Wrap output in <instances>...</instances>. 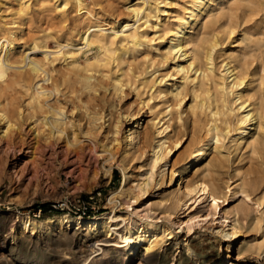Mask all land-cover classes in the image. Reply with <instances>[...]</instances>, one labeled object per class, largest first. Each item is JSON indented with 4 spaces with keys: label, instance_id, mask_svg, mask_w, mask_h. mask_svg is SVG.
<instances>
[{
    "label": "rangeland",
    "instance_id": "obj_1",
    "mask_svg": "<svg viewBox=\"0 0 264 264\" xmlns=\"http://www.w3.org/2000/svg\"><path fill=\"white\" fill-rule=\"evenodd\" d=\"M21 1L0 0V37L5 36L14 39L16 48L13 53L15 58L22 60L24 52H27L26 48L32 44L36 37L41 39L44 49H47L48 53L56 49L65 51L69 48L75 52H80L82 49L75 65L73 64L74 57L69 56V54L63 55V53L49 65L50 76L53 79H58L62 89L57 94L56 99L62 104L68 103V105H63L65 111L68 114L71 113L70 116L74 117L75 120H77V116H75L77 108L82 107L79 115L82 121H80L79 126L83 132L87 129L90 116L94 113L97 114L103 110L107 121L104 127L98 131L97 141L102 144L99 149L100 152L90 151V147L93 146L92 141L88 136L83 135L85 138L83 137L82 140H85L86 147L89 144L86 148L87 157H80L77 153L66 154L65 144L61 148L56 147L58 149L56 152L41 147L30 149L20 143L9 147L6 138L0 136V251L5 249L3 246L11 243L14 228L18 227V215H29L35 221L41 222L47 218L56 220L57 214L61 213L80 216L76 211L82 212L89 209L92 213L87 218L113 212L122 214L126 219L149 220L168 225L174 236L167 239V243L171 242L164 248L167 254L161 258V261L154 264H264V161L257 148L259 144L256 140L257 134L244 140L241 147H237L234 141L235 132L231 130L233 127L227 128L223 121L225 118H232L234 121L235 116L233 117V115L222 114L223 116H219L217 122L219 127H222L220 128V135H222L220 136L219 147L210 150L206 159L202 160L189 173L188 179L194 181L200 177L216 178L222 185L224 189L222 188L223 193L219 206L221 213L236 209L240 211L241 234L236 239L226 240L223 233L218 231L223 224L220 222L218 213L214 214L213 217L210 214L209 217L211 218L207 221L195 219L197 223L194 224L191 231L187 230L185 222L182 223V221L189 218L190 213L196 212V208L193 210L191 208H178L174 217L169 218L163 205L159 206L158 202L163 194L178 188L180 191L183 190L185 183H180L177 177L171 179L170 173L167 174L164 181L160 180L155 183L156 180L160 179L159 175L156 176L157 167L154 169L153 185L149 188V192L139 199H129L126 192L124 194H120L122 192L114 193L115 195L112 193L121 188V182L124 179L123 165L120 163L123 150H121L120 145H116V142L110 141L113 134L108 133L107 125L110 120L116 121L121 117L120 119L125 125L120 133V139H122L127 125H135L136 121L140 120V126L133 128L135 134L140 131L142 133L136 136L137 141L140 140L139 138L143 135L142 131L145 129L155 130L154 121L164 113L165 106L171 102L170 94L159 91H165V84L170 80L176 81L177 85L183 81V74L176 66L177 61L180 62V60L176 61V58L172 56L168 58L165 56V49L170 40L169 28L186 12L189 3L193 0H83L81 6H78L75 0H67L68 3L65 6V0H25L29 7L28 13L25 15L19 11ZM54 4L56 5L54 6ZM79 9H83L82 12ZM139 14L140 16H138ZM126 22L129 26L137 29L141 38L144 35L146 38L148 36V39L143 37L144 43L137 45L130 38H119L112 46L115 48L112 50V60L116 59V61L111 62L110 58L109 64L99 65L98 62H95L100 53L99 46L97 43L87 45L85 39L82 38L83 32L88 25L93 23L100 24L101 28L107 30L111 27L110 31L121 30ZM191 32L194 35L197 65L206 66L203 47L215 34L219 42L215 51L214 63L217 74H220L224 62L232 60L238 65L239 70L246 75L247 88L252 97V102L259 104L264 100V0H210L201 16L192 24ZM67 38L73 41L75 47H65V39ZM46 44L49 46L48 48H46ZM78 47L81 49L77 51ZM122 49L123 52L120 51ZM115 52L118 54L122 52L121 58L124 60L119 59L120 55L117 56ZM36 56L42 57L43 55L38 52ZM86 62L92 64L90 67L93 72L95 70L97 91L89 92L78 89L80 86L76 82L78 76L90 73V71L86 72L82 68ZM182 62L185 63L183 60ZM17 68H8L6 78L0 79V108L24 127H22L21 136H29L30 139L33 138L32 130H30L32 124L30 125V120L27 119L26 114L36 85H34L35 80L32 81L29 78L27 65L23 66L24 70L21 68L17 70ZM189 74H191V78L187 79L183 87L182 105L180 108L174 107L173 109L172 134L174 138L182 137L180 138L183 146L171 156L172 162L183 160L194 141L199 136L207 135L208 125L213 120V116L209 112L211 108H219L223 112L227 111L223 99L231 105L235 98V93L223 91L217 85L213 75L208 77L200 75L196 86H194L192 81L195 76L194 70H190ZM218 75H215L214 78L219 79ZM115 78L123 81L122 89L124 91L115 90ZM39 82L51 86L52 80H46L45 83L42 80ZM67 86L69 88L66 90L65 87ZM205 93H210L211 97ZM47 99L50 104L55 103L53 95ZM72 99L82 105H72ZM79 99L82 101L79 102ZM201 100L204 106L200 105ZM86 101L90 105H86ZM73 107H76L74 113ZM18 108L21 109L23 118L18 116ZM46 109L52 110L50 106H45L43 109L38 107V117H42L47 111ZM88 112H91L90 115ZM155 117L156 119H153ZM73 128L72 125L68 126L69 130ZM226 130L227 132H225ZM106 142H110L107 145L115 146L114 149L116 148L118 151L115 159H111L110 153L102 149L103 143ZM124 143L123 148L125 147ZM151 154L152 148H146V152L141 148L126 166L125 171L128 173L126 187L132 188L135 193L139 190L136 185L146 179L147 174L142 173L149 170L146 163ZM109 168L110 171L107 172L106 170ZM251 178L254 179V184L249 183ZM241 185L249 187L250 197L236 191L239 190L237 186ZM235 187H237L236 190ZM191 202L192 199L188 203ZM43 203H50L46 212L41 208ZM211 204V198H204L200 205L196 204L195 207L198 208V213L202 214V218L207 216L209 210H212ZM125 224L128 222L120 221V225ZM19 233L21 237H24V240L18 249V254H8L7 247L5 249L12 264H75V262H80L78 264H118L113 253L108 254L102 260L90 261L92 258L101 257L96 253L101 251L99 248L102 245L96 243L98 234L86 235V231L82 228H68L65 225L57 224L42 227L40 223H37L33 228L24 230L22 233L20 230ZM29 237L31 240L28 239ZM239 239L256 243L262 242L261 253L245 252L238 255ZM90 243L93 244L90 245ZM188 246H191L195 256L189 254ZM129 264H139L137 257L130 258Z\"/></svg>",
    "mask_w": 264,
    "mask_h": 264
},
{
    "label": "bare ground",
    "instance_id": "obj_2",
    "mask_svg": "<svg viewBox=\"0 0 264 264\" xmlns=\"http://www.w3.org/2000/svg\"><path fill=\"white\" fill-rule=\"evenodd\" d=\"M75 1H76L78 6L82 5L83 0H75ZM26 2L27 1H25V0L21 1L20 7H19V11H21V13L24 15L28 13V8H29L28 4H26ZM208 2H210V0H193L191 3H189L190 5L187 7L186 12L176 21L175 24H173L169 28L170 40H169V45L165 49L166 50L165 56L167 58L172 56V57L176 58V61L180 60V62L177 61L176 66H177L178 70L181 71L183 74V76H182L183 81L179 85H177L176 81L174 82V80H170V78H169L170 81L168 83H166V81H165L166 84L164 83L166 90L165 91H159V92H164V93L167 92V94H170V101L171 102H169L165 106V108H164L165 110L163 109L164 113L162 112L163 114L161 116L157 115V116H159V117L156 116L157 119H156V117L153 118V119H156L154 121L155 130L150 131L148 129L147 130L143 129L144 130V131H142L143 135L141 138H139L140 140L137 141L136 136L142 134L141 131L139 133L135 134V131L133 129L135 127L140 126V120H137L135 125H132V124L127 125V129H125V135H123L124 138L121 137L122 139H120V133L122 132L123 128L125 127L124 123L120 119L121 117H119L116 121L115 120L109 121V123L107 125L108 133L113 134V137L111 138L110 141L116 142V145H120L121 150H123L122 151V157L120 159V163L123 165V171H124V179L121 182V188L116 190L115 192H112V193H113V195H115L114 193L122 192L120 194H124V192H126L129 199H139L141 196H143L147 192H149V188H151V186L153 185V183H154L153 179H155L154 178L155 177V170L154 169L157 167V170H156L157 175L156 176L159 175L160 179L156 180L155 183H157V181H160V180L164 181L167 174H169V173L171 174V179H174L175 177H177V179L180 180V183H183V182L185 183V186H184L185 188L183 190L180 191V188H178V189H174V190H172L166 194H163L161 196V199L158 202L159 206L163 205L165 212H166V214H168L169 218L174 217V214L178 208H181V209L182 208H184V209L185 208L186 209L191 208V210L196 208V210H195L196 212L190 213L189 218L182 221V223L185 222L187 230L191 231L194 227V224L197 223L195 219L199 218L200 220L207 221V219L211 218V217H209L210 214L213 217L214 214L218 213L220 215V222L223 223V224H221L222 228H219L218 231L220 233H223L224 237H226V240H228L231 238L236 239L241 234L242 221H241L239 209H236V210L231 211V212L224 211L223 213H221V208H219V206H220V201L222 198V193H223L222 188L223 187L217 181V179L216 178L206 179V178L200 177V178H196L194 181H192V180L188 179V175H189V173H191L193 171V169L199 163L202 162V160L206 159V157L209 155L210 150H212L213 148H217V146L219 147L220 136L222 135V134L220 135V128H222V127H219L217 121L219 120V116H221L222 114L233 115V117L235 116L234 117L235 122L232 120V118L231 119L225 118L223 121H224L225 125L227 126V128L230 126L233 127V129H231V130H233L235 132L234 141L236 142L237 147H241L244 140H246L249 137L257 134L256 140H258V143H259L258 144L259 146L257 145V148H258V151L260 152L261 158L264 161V100H262L259 104L257 102H254V103L252 102V97L249 94V91L247 88V81L248 80H246L247 79L246 75H244L239 70L238 65L236 63H233L232 60L224 62V64L222 65L223 68L221 69L220 74L219 75L217 74L215 67H214L215 66L214 63H215V51H216L217 46L219 45V42H218L217 36H215V34L210 40L207 41V44L203 47L206 66L203 67L202 64L197 65V62H196L197 56H196L195 51H194V35L191 32L192 24L194 23L195 20H197L201 16V14L205 10V7L208 4ZM67 3H68V1L65 0L64 6ZM11 4H12V2H11ZM146 4H148V3H146ZM55 5L56 4H54V6ZM185 6H187V5L185 4ZM9 7H11V6H9ZM143 8H145V6ZM7 9H9V8L7 7ZM7 9H6V11H8ZM81 10H83V9H79V11H81ZM87 11H88V9H87ZM138 16H140V14ZM144 23H142V24H144ZM122 24H123V22H122ZM142 26H144V25H142ZM108 30L105 28H101L100 24L98 25L96 23H93V24H90L87 26V28L83 32L84 34L81 33L82 38L85 39L87 45H90L93 43L98 44L99 49H100V53L97 55L96 61L95 60L94 61L98 62L99 65L106 64V63L109 64L108 61L110 58H111V62L116 61L115 58H114L115 60H112V54H113L112 50L115 49L112 46L116 43V41L119 38H121V39L130 38L137 45L143 44L144 40L142 38L143 37L146 38V36H144V35L141 38L137 29L133 26H129V24H127V22L125 25H123L121 30H114V31H112V30L108 31ZM203 31H204V29H203ZM205 31H207V30H205ZM216 32H218V31H216ZM164 34H166V33L164 32ZM228 36L230 37V35H228ZM64 38H66V37H64ZM151 38L149 39L150 41H151ZM146 39H148V36ZM65 40H66L65 41L66 42L65 47H69V46L75 47V44L73 43V41L69 40L68 38ZM45 46H46V48L49 47L47 44ZM62 46H64V45H62ZM58 47H59V45H58ZM15 48H16L15 41L12 37H5V36L0 37V79L4 78L6 76L8 68L14 67L16 69V67H18V68L23 69V66H25V65L28 66L29 78H31L32 81L35 80L34 85H36L35 90L31 96L32 97L31 101L28 104V112L26 114L27 119L30 120V125L32 124L30 126V130H32L31 134L33 135V138L29 139V136H27V137H23L25 135L21 136L23 126H21L17 121H14L13 118H11L9 115H7L6 112L0 108V133H1L0 136L1 137L3 136L4 138H6L7 145L10 147L11 145L15 146V145L20 143V144L26 145L30 149H32V147L33 148L36 147L35 149L41 147L44 149L49 148V149H52L53 151L56 152V150H58L56 147L61 148V146L63 144H65L66 145V149H65L66 154L77 153L78 156L81 157V156L87 155L86 148L89 145L88 144L86 147L85 140H82V138L84 137L83 135H85V136H88V138L90 139V141H92V144H93V146L90 147V151L97 153L100 149V146L102 145L97 141L98 131L104 127V124L107 121L105 119L106 115L103 114V110H102V112H98L97 114L94 113L93 115H91L89 123L87 124V129L83 132L81 127L79 126L80 121H82L81 118L79 117L81 110H82V107L77 108L76 112H75L76 107L72 108L73 113L75 112V116H77V120H75L74 117L70 116L71 113L68 114L65 111V107L63 105H68V103L62 104V102H60V101H58V99H56L58 97L57 94L60 93L62 91V89L60 88V84H59L58 79H53L50 76L51 73L49 70V65L55 59L59 58L62 53H63V55L69 54V56L74 57L73 64L75 65L77 57H78L79 53L82 51L81 47H78L76 49L77 51L81 49L80 52H75V50H71L69 48L65 51H62L61 49L55 48L56 50H51L50 53H48L47 49H44L45 47L42 44L41 39L39 37H36L34 39V41L32 42V44L26 48L27 52H24V56H22V58H23L22 60H18L15 58L16 56L13 53ZM116 51H117V49H116ZM120 51L123 52V49ZM38 52H41L43 56L42 57L36 56V53H38ZM115 53H117V52H115ZM121 53H119V54L117 53V56L120 55V57H118L119 59L122 57ZM124 53H125V51H124ZM33 54H34V56H31ZM22 55H23V53H22ZM50 56L53 58H51ZM62 56H61V58H62ZM121 59L124 60V58H121ZM182 60L185 63H183ZM22 62H24V64H22ZM89 62H91V61H89ZM120 62H122V61H120ZM165 62H167V61H165ZM123 63H124V61H123ZM69 64L71 66V63H69ZM91 65L92 64L88 63V62H86V64L83 65L82 68L86 72L90 71V73H87L86 75L83 74V76H78V78L76 79V82L80 84L78 89L88 90L89 92L90 91H97V88H96L97 83L95 81L97 79H95L96 77L94 74L95 70L93 72V70L90 67ZM108 66H110V65H108ZM18 68H17V70H18ZM121 69H122V67H121ZM190 70L191 71L194 70L195 76L192 78L194 86H196L200 75H203L206 77L213 75V79L217 83V85H219V87L223 91L227 90L228 93L229 92L235 93V95H234L235 98L232 102L233 105L232 104L229 105L225 101V99H223V104L227 106V109H228L227 111L223 112L219 108H216V109L211 108V110L209 112H211V114L213 116V120H212L211 124L209 122L210 125H208L209 127L207 128L208 129L207 135L206 136H199L194 141V144L187 151L183 160H180L179 162H172L171 156L175 153L176 150H179L183 146L182 139H181L182 137L180 136L181 138L180 137L174 138V136L172 134V131H173V115H174L173 109H174V107L180 108L182 105V102L184 99L182 96L183 95V87L185 85V82L187 81V79H189V77L191 75V74H189ZM104 71H106V70L104 69ZM131 71H132V69H131ZM52 72H53V70H52ZM177 74H178V72H177ZM248 74H250V73H248ZM215 75H218L219 79L214 78ZM125 77H127V76H125ZM106 78H107V75H106ZM50 79L52 80L51 86L44 85V84H41L39 82L41 80L44 82V81L50 80ZM64 82H66V80H64ZM127 82L129 83V81H127ZM133 83H134V81H133ZM208 85H209V83H208ZM123 86H124V83L121 79H117V78L114 79V88L116 91H119V92H121L122 90L124 91V89H122ZM140 86H142V85H140ZM145 87L147 88V86H145ZM65 88L67 90V88H69V87L67 86ZM72 92H70V93L72 94ZM155 92H157V91H155ZM210 93H212V92H210ZM210 93H208V94L205 93V94H207L208 97H211ZM52 95H53V98L55 100L54 104H50L49 100L47 99L50 96L52 97ZM161 95H162V93H161ZM145 99H147V98H145ZM203 99H204V96H203ZM143 100H144V98H143ZM80 101H82V100L79 99V102ZM201 101H200V105L202 104L204 106L203 101H202V103H201ZM85 103H86V105H90L87 101ZM71 104L72 105H82L80 103H77L73 99L71 100ZM144 105H146V104H144ZM45 106H50L52 108V110L46 109L47 111L44 112L45 114L42 117H38L37 108L39 107L40 109H43ZM195 109H196V107H195ZM18 110H19L18 116H21L23 118V114H22L21 109L18 108ZM178 110H180V109H178ZM202 110H203V108H202ZM88 113L90 115L91 112H88ZM126 116H128V115H126ZM130 118H131V116H130ZM178 120H180V119H178ZM208 120H210V119H208ZM124 122H126V121H124ZM133 122H134V120H133ZM232 122H233V125H232ZM70 125H72V127H74L72 130L68 129V126H70ZM225 132H227V130ZM152 133H153V135H152ZM33 139H35V141H33ZM104 139H103V141H104ZM2 140H4V139H2ZM123 142H125L124 148H123ZM109 143L110 142L103 143L104 147L102 149L104 151L110 153L111 159H115L118 151L116 150V148L114 149L115 146L111 147L110 145H107ZM143 147L152 148V154L150 156H148V158H147L148 162L146 163L149 166V170H146L144 173H142V174H147L146 179H144L142 182H139L137 185L135 184L139 189L135 193L132 191V188L130 189V188L126 187L127 181H128L127 180V178H128L127 174L128 173L125 171V169H126L128 162L132 159V157L135 156V154L137 152L140 151L141 148H142V150H145V152H146V148L143 149ZM12 148H15V147H12ZM35 149H33V150H35ZM219 151L221 152V150H219ZM149 153H150V151H149ZM230 154H231V152H230ZM100 155L98 156V160L100 158ZM224 156H222V157H224ZM144 160H146V159H144ZM106 171L109 172L110 168ZM172 182H173V180H172ZM249 183L254 184L255 183L254 179L253 178L249 179ZM237 187H239V190L237 189ZM237 187H235V190L237 189L236 191H239V192L243 193L245 196L250 197L249 187H247L246 185H241V186H237ZM204 198H207V199L211 198L212 204H211L210 208L212 210L211 211L209 210V212L206 214L207 216L202 218L201 217L202 214L198 213L199 210L195 206L200 205L203 202ZM190 199H192V202L189 204L188 202L190 201ZM127 219L122 214H117V213H113V212L100 214V215L92 217V218H81V217L69 215L67 213H61V214H57V219H56L57 222L53 218H47L41 222H38V221H35L29 215H25V216L18 215V221H17L18 227L16 229L14 228V232L11 235L12 241L9 245L3 246V247L5 249L7 247V250L9 252L8 254H18L17 253L18 249L21 247V244L24 240V237H21V235L19 233L20 230L22 233V232H24V230H27L29 228H33L34 225L37 223H40V225L42 227H48L50 225L57 224V225H65L68 228L69 227L70 228L71 227L82 228V229H84V231H86V235L91 234V233H95V234L99 235V237L96 239L97 240L96 243H99L102 246L99 248L101 251L96 253V255H101V257H99L97 259L92 258V260H90V261L102 260L108 254H111V253L115 254L118 264H129L130 258H134V257H137L139 264H154V263H158L159 261H161L162 260L161 258L167 254V251H164L165 246H168L171 244V242L167 243V239H170L174 236L172 234V230L170 229V227L166 224H158L155 221H149V220L139 221V220H135L134 218H129L128 220ZM121 220L128 222V224H125L123 226L120 225ZM243 221H245V220H243ZM104 232L106 233L105 235H104ZM166 236H167V238H166ZM28 239L31 240L30 237ZM239 241H240V244L237 246L239 249L238 255H242L245 252L257 253V254L261 253V250L263 248L262 242H257V243L256 242H249V241H245L243 239H239ZM92 244L90 243V245H92ZM5 249H3V251H0V264H12V261L10 260L11 258L6 253ZM187 250H188L189 254L193 255V250L191 249V246H188ZM193 256H195V255H193ZM186 258L188 259L187 256H186ZM78 263H80V262H75V264H78Z\"/></svg>",
    "mask_w": 264,
    "mask_h": 264
},
{
    "label": "trees",
    "instance_id": "obj_3",
    "mask_svg": "<svg viewBox=\"0 0 264 264\" xmlns=\"http://www.w3.org/2000/svg\"><path fill=\"white\" fill-rule=\"evenodd\" d=\"M50 207V203H43L41 205V208L43 209L44 212H46ZM52 209V208H51ZM92 212L89 210L87 214L83 216H76V217H81V218H87L88 215H90Z\"/></svg>",
    "mask_w": 264,
    "mask_h": 264
},
{
    "label": "built area",
    "instance_id": "obj_4",
    "mask_svg": "<svg viewBox=\"0 0 264 264\" xmlns=\"http://www.w3.org/2000/svg\"><path fill=\"white\" fill-rule=\"evenodd\" d=\"M88 211H89V209L88 210H85V211H76L78 214H80V215H85V214H87L88 213ZM91 211V210H90Z\"/></svg>",
    "mask_w": 264,
    "mask_h": 264
}]
</instances>
